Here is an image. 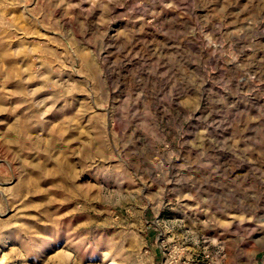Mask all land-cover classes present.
<instances>
[{"label": "rangeland", "instance_id": "rangeland-1", "mask_svg": "<svg viewBox=\"0 0 264 264\" xmlns=\"http://www.w3.org/2000/svg\"><path fill=\"white\" fill-rule=\"evenodd\" d=\"M0 264H264V0H0Z\"/></svg>", "mask_w": 264, "mask_h": 264}]
</instances>
